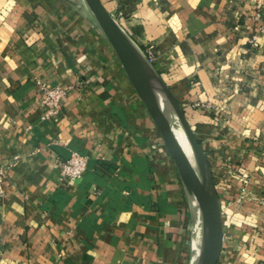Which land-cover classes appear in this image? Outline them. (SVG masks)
<instances>
[{
    "label": "crops",
    "instance_id": "1",
    "mask_svg": "<svg viewBox=\"0 0 264 264\" xmlns=\"http://www.w3.org/2000/svg\"><path fill=\"white\" fill-rule=\"evenodd\" d=\"M49 2L0 0V166L14 163L0 264L179 263L173 159L114 49L105 64L79 52ZM101 2L201 145L223 225L218 264H264V0ZM42 84L67 92L49 119ZM75 152L86 170L64 178Z\"/></svg>",
    "mask_w": 264,
    "mask_h": 264
},
{
    "label": "water",
    "instance_id": "2",
    "mask_svg": "<svg viewBox=\"0 0 264 264\" xmlns=\"http://www.w3.org/2000/svg\"><path fill=\"white\" fill-rule=\"evenodd\" d=\"M85 1L89 5L101 30L117 54L132 86L143 101L153 122L160 132L164 144L174 160L184 185L197 199L200 205L204 219V229L206 231L203 264H218L222 252L224 237L220 206L201 145L192 131L185 117L184 111L180 108L163 81L156 75L150 65L142 57L131 39L105 9L101 0ZM148 68L163 85L167 99L174 109L192 147L194 162L196 163L197 168L177 142L163 112L152 94L150 86L151 82L147 72ZM209 186H211L215 200L209 193Z\"/></svg>",
    "mask_w": 264,
    "mask_h": 264
},
{
    "label": "rangeland",
    "instance_id": "3",
    "mask_svg": "<svg viewBox=\"0 0 264 264\" xmlns=\"http://www.w3.org/2000/svg\"><path fill=\"white\" fill-rule=\"evenodd\" d=\"M47 1L48 2L50 1L49 10H51L52 12L55 23L63 22L64 25L69 28V30L71 29L76 32L75 33L76 35L74 37L75 45L78 48L79 52H83L85 49L93 50L95 48L100 52L98 60L101 59L103 64H105L106 61L109 62L110 57L109 56L107 57L105 53L106 50L113 48L109 43L108 39L106 38L105 34L103 33V31L101 30L97 20L95 19L93 12L91 11L89 5L85 0H47ZM96 35H99L100 38L97 39ZM94 37H96L97 39L95 42H94ZM117 59L118 62L121 64L118 56ZM120 67H121L120 73L126 74L122 64L120 65ZM158 133L160 135L159 131ZM160 138L161 140H163L161 135ZM191 155L193 157V151H191ZM191 161L194 163L195 167L197 168V165L194 162V157L192 158ZM174 167L176 169V180L181 197V201L179 205L181 209L179 215L180 216L179 225L171 229L169 238H171V241L174 244V247L176 248L175 250L177 251V255H178L176 257L180 258L179 263L175 262V264H195V261H193L194 258L193 242H194V234L196 230L195 229L196 219L193 213V203H192L193 195L184 185L175 163H174ZM170 255L168 257V261L173 262L174 256L173 255L170 256ZM175 260H177V258H175Z\"/></svg>",
    "mask_w": 264,
    "mask_h": 264
},
{
    "label": "bare ground",
    "instance_id": "4",
    "mask_svg": "<svg viewBox=\"0 0 264 264\" xmlns=\"http://www.w3.org/2000/svg\"><path fill=\"white\" fill-rule=\"evenodd\" d=\"M147 72L151 82L150 84L151 91L155 100L157 101L161 111L163 112L175 138L177 139V142L179 143V145L181 146L187 157L190 160H192L193 158L191 155L192 147H190L191 145L189 143V140L187 139V136L185 135L184 129L174 109L172 108V106L170 105L167 99L163 85L149 68L147 69ZM209 193L215 200L211 186H209ZM192 203H193V213L196 219V228H195L196 230H195L194 242H193V252H194L193 261H195V264H203L204 255H205V244H206V231L204 229V219L200 205L194 196H192Z\"/></svg>",
    "mask_w": 264,
    "mask_h": 264
},
{
    "label": "built area",
    "instance_id": "5",
    "mask_svg": "<svg viewBox=\"0 0 264 264\" xmlns=\"http://www.w3.org/2000/svg\"><path fill=\"white\" fill-rule=\"evenodd\" d=\"M264 32V26L261 28ZM256 42V37L251 41L252 44ZM40 103L45 109L43 119H49L55 116L61 109L66 90L59 86H48L42 84ZM87 158L80 153H73L68 160L63 163L62 176L64 178H79L86 170ZM14 163H9L7 166H0V197L4 194V182L7 178L8 171L11 170Z\"/></svg>",
    "mask_w": 264,
    "mask_h": 264
}]
</instances>
